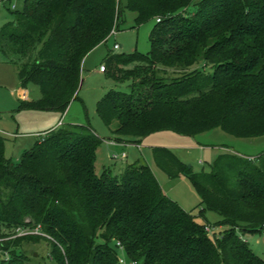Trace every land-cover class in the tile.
<instances>
[{
  "label": "trees",
  "instance_id": "trees-1",
  "mask_svg": "<svg viewBox=\"0 0 264 264\" xmlns=\"http://www.w3.org/2000/svg\"><path fill=\"white\" fill-rule=\"evenodd\" d=\"M125 7L137 24L155 23L146 53L108 50L101 63L124 87L109 88L95 104L113 140L214 127L264 135V0H126ZM9 10L0 53L20 58V85L40 91L21 106L63 113L77 97L84 57L117 29L120 0H23L22 9ZM39 136L13 162L0 133V223L10 230L0 236L36 225L49 236L0 241L6 264H31L33 253L18 248L41 238L57 264H118L117 242L135 264H264L244 239L258 232L264 245V151L219 154L209 171L194 172L168 148H152L168 177H188L201 211L222 217L218 236L163 192L146 163H123L117 172L103 166L97 174L100 138L89 124L62 123Z\"/></svg>",
  "mask_w": 264,
  "mask_h": 264
},
{
  "label": "rangeland",
  "instance_id": "rangeland-1",
  "mask_svg": "<svg viewBox=\"0 0 264 264\" xmlns=\"http://www.w3.org/2000/svg\"><path fill=\"white\" fill-rule=\"evenodd\" d=\"M15 3L16 10L22 9L23 0H15ZM120 4L122 10L115 34L95 46L84 57L77 97L70 100L63 113L58 110L21 106L22 100L38 99L39 88L33 83L21 86L17 76L20 58L9 60L0 53V133L4 137L3 155L13 162L18 161L23 151L32 148L35 142L39 141L41 137L39 134L54 127L59 119H62L64 125L89 124L100 138L95 149L94 170L97 174L101 173L103 166H109L113 172H117L123 163H146L163 192L185 211L190 212L196 221L210 224L213 230L209 232H215L219 236V232L226 228L220 223L222 217L213 211H201L200 196L188 177L185 174L168 177L154 163L152 148L157 146L168 148L194 172L209 171L219 154L235 152L245 156L258 155L264 151V135L236 137L220 127H214L194 135H183L171 130L155 131L143 137L138 143L113 140L112 132L98 116L95 104L109 88L124 87L115 81L111 84L106 70L101 74L94 69H99L108 50L113 53H127L136 49L146 53L150 48L149 34L155 23L154 19H148L137 24L136 12L125 7L126 0H120ZM9 6L8 3L0 6V27L12 19V10H9ZM194 9L195 6L191 5L187 10L191 12ZM115 43L119 48H114ZM8 232L10 230L0 223V235ZM244 239L256 255L264 257L261 234L246 232ZM50 248V242L41 238L23 243L18 250L30 257L33 253L31 264H57L48 256ZM8 256L0 252V264H6L5 258H9Z\"/></svg>",
  "mask_w": 264,
  "mask_h": 264
},
{
  "label": "built area",
  "instance_id": "built-area-1",
  "mask_svg": "<svg viewBox=\"0 0 264 264\" xmlns=\"http://www.w3.org/2000/svg\"><path fill=\"white\" fill-rule=\"evenodd\" d=\"M3 3H8L10 4V7L11 8H15V0H0V6L1 4ZM156 21H159V18H156ZM116 32L115 29H112L111 32H110V35H114ZM114 48L117 49L119 48V45L117 43L114 44ZM99 70L101 71H104V65H100L99 66ZM25 97V93H23V98ZM62 124V119H59L58 122H57V126L61 125ZM123 156H125V154H123ZM205 230L206 231H211L213 230L212 229V226L210 225H205ZM42 235V236H45V237H49L48 235L44 234L41 232V228H40V225H36L32 228H17L15 229L11 234L3 237V236H0V241L2 240H6V239H10V238H15V237H18V236H23V235ZM262 234H264V223L262 224ZM117 250H118V255H117V262L118 264H135L133 261H129L126 259L125 255L123 254V246L121 243L117 242ZM3 254L7 255V252H4ZM8 258H5V260H7Z\"/></svg>",
  "mask_w": 264,
  "mask_h": 264
},
{
  "label": "crops",
  "instance_id": "crops-1",
  "mask_svg": "<svg viewBox=\"0 0 264 264\" xmlns=\"http://www.w3.org/2000/svg\"><path fill=\"white\" fill-rule=\"evenodd\" d=\"M94 71H96V72L98 71L99 73L103 74V72H102V71H100L98 68H95V69H94ZM111 82H113V80H112V79L110 80V83H111ZM111 84H113V83H111ZM111 84H110V85H111Z\"/></svg>",
  "mask_w": 264,
  "mask_h": 264
}]
</instances>
